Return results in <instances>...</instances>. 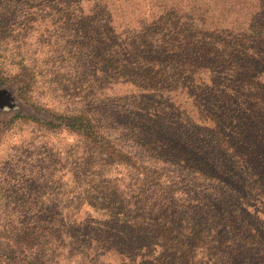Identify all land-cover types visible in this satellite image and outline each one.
I'll use <instances>...</instances> for the list:
<instances>
[{
    "label": "trees",
    "instance_id": "obj_1",
    "mask_svg": "<svg viewBox=\"0 0 264 264\" xmlns=\"http://www.w3.org/2000/svg\"><path fill=\"white\" fill-rule=\"evenodd\" d=\"M43 17L63 61L54 49L40 76L13 56L26 89L61 99L47 124L77 141L62 209L0 189V264H264V0L0 5L20 37Z\"/></svg>",
    "mask_w": 264,
    "mask_h": 264
},
{
    "label": "rangeland",
    "instance_id": "obj_2",
    "mask_svg": "<svg viewBox=\"0 0 264 264\" xmlns=\"http://www.w3.org/2000/svg\"><path fill=\"white\" fill-rule=\"evenodd\" d=\"M249 3L247 1L246 6ZM2 4L3 0H0ZM247 11L245 9L242 15L245 16ZM238 15L240 17V13ZM38 24L44 27H30L22 37L16 34L17 27H0V46L8 50L4 54L2 52L0 58V85L9 89L15 98L11 106L0 111V189L31 186L30 189H38L41 193L35 201L37 204L46 205L54 201L62 209L63 152L76 143L77 137L61 127L51 128L47 124L63 113L62 101L49 82L37 80L26 89L25 81L18 73L20 59L13 56L14 52L23 51L28 59L34 60L28 62L36 65L40 76L43 75L40 73L42 64H45L44 68L50 67L54 49L55 60L63 61V57H58L63 54L61 27H47L50 22L46 17ZM56 75L61 80L63 69L58 67ZM66 178L64 176V180ZM7 201L13 200L8 198ZM22 202L34 201L23 198L12 205ZM58 218H63L61 210Z\"/></svg>",
    "mask_w": 264,
    "mask_h": 264
},
{
    "label": "flooded vegetation",
    "instance_id": "obj_3",
    "mask_svg": "<svg viewBox=\"0 0 264 264\" xmlns=\"http://www.w3.org/2000/svg\"><path fill=\"white\" fill-rule=\"evenodd\" d=\"M14 94L9 89L0 85V111L14 103Z\"/></svg>",
    "mask_w": 264,
    "mask_h": 264
}]
</instances>
